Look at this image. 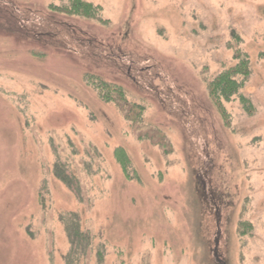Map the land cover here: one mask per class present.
<instances>
[{
  "label": "rangeland",
  "instance_id": "rangeland-1",
  "mask_svg": "<svg viewBox=\"0 0 264 264\" xmlns=\"http://www.w3.org/2000/svg\"><path fill=\"white\" fill-rule=\"evenodd\" d=\"M82 1L99 19L0 0V264H65L71 213L96 237L77 264H264V0ZM238 54L251 74L218 108Z\"/></svg>",
  "mask_w": 264,
  "mask_h": 264
},
{
  "label": "trees",
  "instance_id": "trees-1",
  "mask_svg": "<svg viewBox=\"0 0 264 264\" xmlns=\"http://www.w3.org/2000/svg\"><path fill=\"white\" fill-rule=\"evenodd\" d=\"M71 1L72 9L79 12V16H83L87 19H99V14L101 12L99 7H94L90 3H86L82 0ZM235 58L238 60V64L221 73L210 82L208 86L210 98L218 108L224 101L230 102L233 97L240 94L239 92L251 74L249 59L241 54L236 55ZM101 91L102 99L106 102L116 104L128 121L138 127L143 125L144 108L142 105L130 103L125 97L123 90L119 87L108 86L102 82ZM240 99L246 101L243 96H241ZM157 136L158 135L155 137L154 133L152 134V132L150 133V131H148L142 135L141 138L155 140ZM158 142H162V145H165V147L169 146L164 137L160 138V141ZM167 148L170 149L169 147ZM117 152L122 166H129V160L126 155H124V152L121 150H118ZM119 154L121 155L119 156ZM67 171H69V169H66L62 163H56L54 167V175L77 196L80 203H84L85 199L81 184ZM62 222L71 244V250L65 257V264H77L82 257L87 255L88 251L94 248L96 237L92 235L90 230H85L83 228L80 216L75 213L62 216ZM102 253L103 252L99 251L97 259L99 264H102L103 262Z\"/></svg>",
  "mask_w": 264,
  "mask_h": 264
}]
</instances>
